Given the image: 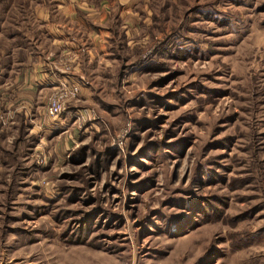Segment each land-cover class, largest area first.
Listing matches in <instances>:
<instances>
[{
	"label": "rangeland",
	"instance_id": "1",
	"mask_svg": "<svg viewBox=\"0 0 264 264\" xmlns=\"http://www.w3.org/2000/svg\"><path fill=\"white\" fill-rule=\"evenodd\" d=\"M64 2L0 0V264H264V0Z\"/></svg>",
	"mask_w": 264,
	"mask_h": 264
},
{
	"label": "crops",
	"instance_id": "2",
	"mask_svg": "<svg viewBox=\"0 0 264 264\" xmlns=\"http://www.w3.org/2000/svg\"><path fill=\"white\" fill-rule=\"evenodd\" d=\"M64 1L65 0H57L58 10L70 19L72 17H77L76 14L72 12L71 6L63 5V3H65ZM45 27L50 36V44L55 47V50L45 49L43 52L34 57L29 65H23L21 73L17 74L16 87L18 88V94L22 95L20 98H23L24 102H30L35 97L36 91L38 92L40 90L43 91L46 88L48 89L58 80H62L69 76L63 68H52L51 64H54V62L57 64L58 58L60 61L62 59L66 62L67 59L72 58V53L69 52L73 47L71 39L66 36V30H63L64 28L61 25H55L53 23H49L48 21ZM68 63L71 64V62ZM76 67L78 68L77 65ZM42 70L45 72L44 75L47 74V77L44 79H42L43 77L41 75Z\"/></svg>",
	"mask_w": 264,
	"mask_h": 264
},
{
	"label": "built area",
	"instance_id": "3",
	"mask_svg": "<svg viewBox=\"0 0 264 264\" xmlns=\"http://www.w3.org/2000/svg\"><path fill=\"white\" fill-rule=\"evenodd\" d=\"M63 62V60H62ZM63 65V70L67 73L68 64ZM64 63V64H65ZM51 91L47 95L46 111L49 115H56L62 106V103L73 97L78 91V83L65 77L58 80L51 86Z\"/></svg>",
	"mask_w": 264,
	"mask_h": 264
}]
</instances>
